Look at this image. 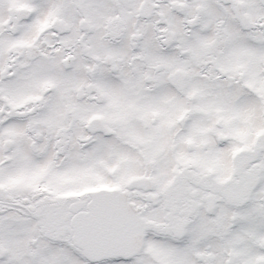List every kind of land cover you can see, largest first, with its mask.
Here are the masks:
<instances>
[{
	"label": "snow or ice",
	"instance_id": "6c2138e0",
	"mask_svg": "<svg viewBox=\"0 0 264 264\" xmlns=\"http://www.w3.org/2000/svg\"><path fill=\"white\" fill-rule=\"evenodd\" d=\"M0 264H264V0H0Z\"/></svg>",
	"mask_w": 264,
	"mask_h": 264
}]
</instances>
